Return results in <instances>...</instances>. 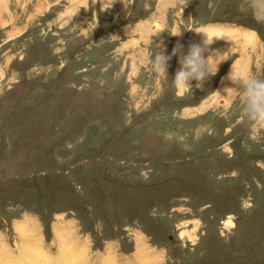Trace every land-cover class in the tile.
Masks as SVG:
<instances>
[{
    "label": "rangeland",
    "instance_id": "374dc122",
    "mask_svg": "<svg viewBox=\"0 0 264 264\" xmlns=\"http://www.w3.org/2000/svg\"><path fill=\"white\" fill-rule=\"evenodd\" d=\"M190 3L0 0V264H264V134L229 78L264 79V19ZM202 28L218 71L177 94L180 56L152 59Z\"/></svg>",
    "mask_w": 264,
    "mask_h": 264
},
{
    "label": "clouds",
    "instance_id": "9594fccd",
    "mask_svg": "<svg viewBox=\"0 0 264 264\" xmlns=\"http://www.w3.org/2000/svg\"><path fill=\"white\" fill-rule=\"evenodd\" d=\"M101 2L104 4L105 0ZM116 2L117 0H108V6L111 8ZM165 2L171 8L183 9L191 4L190 0H165ZM252 6L256 10L257 19H264V0H253ZM196 32L203 35L202 43L190 45L186 54L182 52L183 46L179 44L173 49L172 55H167L160 46V51L152 59L154 71L166 80L172 56H180V68L172 79L177 94L191 91L193 87L202 88L218 71V65H213L209 59L211 55L206 57L205 53L209 51V46L214 43V39L225 38L224 34L211 28H202ZM181 34L182 32L176 33L174 36H181ZM229 78L236 85L232 89L243 98L242 115L250 135L254 139L262 138L264 134V79L256 78L243 69L232 72Z\"/></svg>",
    "mask_w": 264,
    "mask_h": 264
},
{
    "label": "bare ground",
    "instance_id": "6f19581e",
    "mask_svg": "<svg viewBox=\"0 0 264 264\" xmlns=\"http://www.w3.org/2000/svg\"><path fill=\"white\" fill-rule=\"evenodd\" d=\"M247 39H252V37L251 36H249ZM22 231H23V229H22ZM22 235H23V233H22ZM24 236H27V232H26V235H24ZM60 244V243H59ZM65 245H66V243H65ZM72 245V244H71ZM64 247H66V246H64ZM30 250V249H29ZM63 250V249H62ZM71 251H72V253H70V256H73V255H75V254H78V253H76V248L74 249L73 247H72V249H71ZM77 252H79V251H77ZM62 253V255L63 256H67L66 254H65V252L64 251H62L61 252ZM33 258V257H32ZM73 260V259H72Z\"/></svg>",
    "mask_w": 264,
    "mask_h": 264
}]
</instances>
